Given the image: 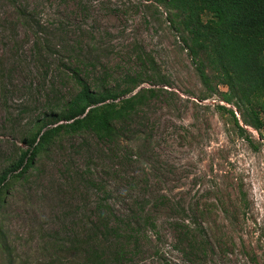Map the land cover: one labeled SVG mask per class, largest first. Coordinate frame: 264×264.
Returning <instances> with one entry per match:
<instances>
[{
    "label": "rangeland",
    "instance_id": "obj_1",
    "mask_svg": "<svg viewBox=\"0 0 264 264\" xmlns=\"http://www.w3.org/2000/svg\"><path fill=\"white\" fill-rule=\"evenodd\" d=\"M169 16L156 0H0V173L74 75L112 84L137 44L169 81L116 146L64 136L10 184L0 264H89L74 239L102 264H264V131L203 86Z\"/></svg>",
    "mask_w": 264,
    "mask_h": 264
},
{
    "label": "trees",
    "instance_id": "obj_2",
    "mask_svg": "<svg viewBox=\"0 0 264 264\" xmlns=\"http://www.w3.org/2000/svg\"><path fill=\"white\" fill-rule=\"evenodd\" d=\"M169 10L171 28L179 35L199 79L210 93L220 91V101L239 111L240 121L264 131V0H156ZM135 66L110 84L101 76L88 81L74 75L76 90L55 105H46L21 140L24 148L0 173V204L13 181L36 167L51 146L64 136L94 137L116 146L137 110L156 98L169 84L150 52L134 45ZM149 83V87L140 86ZM140 86L136 91V87ZM232 116L240 133L245 132L234 110L219 105ZM20 168V169H19ZM19 169L18 172L12 173ZM11 174V175H10ZM10 176V177H9ZM101 217H99V221ZM101 224V222H100ZM107 223L105 232L122 237L119 228ZM127 230L132 226L127 223ZM96 232L92 231V236ZM72 246L85 252L89 264H102L96 244L81 249L77 240ZM84 244L86 241L83 242ZM118 255L123 253L119 248Z\"/></svg>",
    "mask_w": 264,
    "mask_h": 264
}]
</instances>
